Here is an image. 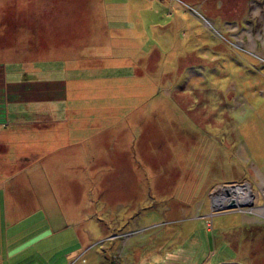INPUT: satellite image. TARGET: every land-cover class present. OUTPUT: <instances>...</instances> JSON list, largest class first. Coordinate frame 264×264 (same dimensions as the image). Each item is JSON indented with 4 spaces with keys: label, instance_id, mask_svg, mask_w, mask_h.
Wrapping results in <instances>:
<instances>
[{
    "label": "rangeland",
    "instance_id": "obj_1",
    "mask_svg": "<svg viewBox=\"0 0 264 264\" xmlns=\"http://www.w3.org/2000/svg\"><path fill=\"white\" fill-rule=\"evenodd\" d=\"M0 13L18 33L6 79L63 91L21 105L27 128L3 123L0 264H264V195L206 204L264 171V0H0Z\"/></svg>",
    "mask_w": 264,
    "mask_h": 264
},
{
    "label": "crops",
    "instance_id": "obj_2",
    "mask_svg": "<svg viewBox=\"0 0 264 264\" xmlns=\"http://www.w3.org/2000/svg\"><path fill=\"white\" fill-rule=\"evenodd\" d=\"M5 17H7V18L11 17L12 18V16H7V15H5ZM126 17L131 20L128 13H126ZM3 19H4V13L3 14L0 13V132L3 128L7 127V126L3 125L5 120H10V123H12L11 125H13V126L15 125L14 127L17 129L23 128L24 126H25V128H27L28 126H26V125L31 124V123H28V121L24 120V117H23V119H21V117L19 115V112L22 110V108H27V107H21L22 104H28V103H33V102H43V101L44 102H46V101L50 102V101H53V98L49 100V98H46L47 96H53L55 98V97L60 96L61 93L63 92V91H59V87H57V85L52 84L53 86H51L50 83H46V79L42 75H40V77H37V78H33V77H32V79L28 78L26 71L23 73V77H20L17 80L10 79V78L6 79L7 73H4L3 67H4L5 63H7V62L13 63L14 60H16V58L18 57L17 53H18L19 48H18L17 44H12L13 40L16 41V37L18 34L17 30L15 31L12 28L4 27L2 25ZM3 42L8 43L9 45L4 48L3 44H2ZM79 46L81 47V45H79ZM79 46H78V48H79ZM77 52H79V51H76L74 53H77ZM76 56H77V54H76ZM82 56H79V59L77 56L76 59L74 60L75 62L72 60L75 66H77V64H79V67H80V60H81L80 57H82ZM86 59H92L91 61H95L96 65H98V63H99V59H96L94 57L92 58V56H88V57H86ZM67 61H69V60H67ZM67 66H70V65L68 64ZM4 74H5V76H4ZM38 78H41V79H38ZM56 82H61V81L58 80V81H54L51 83H56ZM50 89H52L54 94L51 92ZM56 89H58V90H56ZM57 91H59V92H57ZM8 117H11L12 119H9ZM34 124H39V122H34ZM25 143H26V140L22 145H24ZM31 152L32 151H28V152L26 151L23 154H28ZM17 155H20V154L17 153ZM251 175H252V177L250 179L243 177V179L239 180V181L226 182V183H238V184L239 183H246V184H248L247 187L242 186L241 188L237 189L236 193L232 194L236 199H244L248 203L249 201L247 198L249 197L250 194L249 195H247V194L250 193V191L252 192L253 196H255L256 194H258V195L261 194V196L264 195V171H262V169L259 170L258 167L254 166V172H252ZM249 189H250V191H249ZM257 189L259 192H257ZM258 195H256V196H258ZM56 203L58 204L57 200H56ZM256 203H258V202L256 201ZM262 203H264V199H263V202H261V204ZM206 204L208 205L207 209L210 210V213H207L209 215L210 214L212 215L215 213H220V212L224 211V210L215 211L213 213L211 211L212 210L211 201L207 200ZM261 204H258L257 206L256 205L255 206L259 207V206H261ZM23 205H24V202L21 203V206L19 204H11V205H9V207H5L6 215L12 216L13 214H18L20 211L24 210V208H22ZM243 207L244 206L238 207L237 209H232V210L243 211V209H242ZM244 212H245V210H244ZM245 214H243L244 219L248 218V216H246L247 214L246 215ZM204 215H206V214H204ZM56 231H59V229L58 228L47 229L46 234L37 237V239H35L34 241L29 242L30 244L24 243L22 245V248H20V249L18 248L13 252V255H19V254L23 253L29 247H32V245H34L35 243L40 242L41 240H43L45 238L47 239V238L51 237L52 235H54V233ZM32 235H35V233H33ZM29 238H30V235H28L27 237L25 236L23 239L24 242H27L29 240ZM17 246L18 245H11L7 248V250H9V248H11L13 250Z\"/></svg>",
    "mask_w": 264,
    "mask_h": 264
},
{
    "label": "water",
    "instance_id": "obj_3",
    "mask_svg": "<svg viewBox=\"0 0 264 264\" xmlns=\"http://www.w3.org/2000/svg\"><path fill=\"white\" fill-rule=\"evenodd\" d=\"M242 186H248L246 183H230V184H222L221 187L216 188L211 194L210 199L212 203H217L216 205L211 204L212 212L221 211V210H231L237 209L238 207H242L247 204L244 199H236L232 194L237 192V189ZM249 197L247 199H253V194L250 191ZM264 199V197H263ZM252 201V200H251ZM220 264H238L236 262H222Z\"/></svg>",
    "mask_w": 264,
    "mask_h": 264
},
{
    "label": "flooded vegetation",
    "instance_id": "obj_4",
    "mask_svg": "<svg viewBox=\"0 0 264 264\" xmlns=\"http://www.w3.org/2000/svg\"><path fill=\"white\" fill-rule=\"evenodd\" d=\"M208 200L211 201L210 196L208 197ZM211 204H213L212 201H211ZM216 204H217V203H214L213 205H216Z\"/></svg>",
    "mask_w": 264,
    "mask_h": 264
},
{
    "label": "bare ground",
    "instance_id": "obj_5",
    "mask_svg": "<svg viewBox=\"0 0 264 264\" xmlns=\"http://www.w3.org/2000/svg\"><path fill=\"white\" fill-rule=\"evenodd\" d=\"M247 195H249V193H248ZM247 195H246V196H247Z\"/></svg>",
    "mask_w": 264,
    "mask_h": 264
}]
</instances>
